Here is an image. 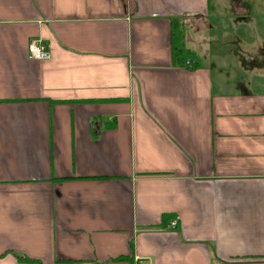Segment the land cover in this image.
<instances>
[{
	"label": "crops",
	"instance_id": "obj_1",
	"mask_svg": "<svg viewBox=\"0 0 264 264\" xmlns=\"http://www.w3.org/2000/svg\"><path fill=\"white\" fill-rule=\"evenodd\" d=\"M229 7L264 0H0V264H264V69L172 65Z\"/></svg>",
	"mask_w": 264,
	"mask_h": 264
},
{
	"label": "rangeland",
	"instance_id": "obj_2",
	"mask_svg": "<svg viewBox=\"0 0 264 264\" xmlns=\"http://www.w3.org/2000/svg\"><path fill=\"white\" fill-rule=\"evenodd\" d=\"M250 11L247 20L241 21L236 10L229 7L220 12V17L218 11L212 12L207 19L211 29L204 21L186 29V46L198 54L202 64H209V55L218 53L223 56L219 60L228 64L227 69H232L233 81L238 84L246 81L251 73L259 72L253 71L250 64L254 59L264 69V10Z\"/></svg>",
	"mask_w": 264,
	"mask_h": 264
},
{
	"label": "trees",
	"instance_id": "obj_3",
	"mask_svg": "<svg viewBox=\"0 0 264 264\" xmlns=\"http://www.w3.org/2000/svg\"><path fill=\"white\" fill-rule=\"evenodd\" d=\"M186 24L185 20L175 18L171 20L172 32V65L174 67H186L188 62H195L197 68L199 60L198 54L186 46ZM16 258L22 263L38 264L39 261L30 259L22 255H16ZM125 259V258H123ZM127 259V258H126Z\"/></svg>",
	"mask_w": 264,
	"mask_h": 264
},
{
	"label": "built area",
	"instance_id": "obj_4",
	"mask_svg": "<svg viewBox=\"0 0 264 264\" xmlns=\"http://www.w3.org/2000/svg\"><path fill=\"white\" fill-rule=\"evenodd\" d=\"M29 56L34 60L46 61L51 58V53L48 46L41 39H35L29 45ZM170 226L175 228L177 221H173Z\"/></svg>",
	"mask_w": 264,
	"mask_h": 264
}]
</instances>
